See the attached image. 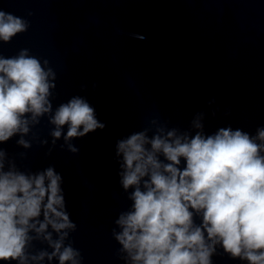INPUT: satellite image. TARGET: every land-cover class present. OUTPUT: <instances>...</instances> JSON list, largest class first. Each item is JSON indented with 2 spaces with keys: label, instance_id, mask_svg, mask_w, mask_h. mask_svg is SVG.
I'll return each mask as SVG.
<instances>
[{
  "label": "clouds",
  "instance_id": "9594fccd",
  "mask_svg": "<svg viewBox=\"0 0 264 264\" xmlns=\"http://www.w3.org/2000/svg\"><path fill=\"white\" fill-rule=\"evenodd\" d=\"M28 27L26 20L0 10V41L8 43ZM48 64L28 49L0 55V144L19 134L17 143L29 148L23 139L29 125L52 113L56 74ZM50 123L56 126L53 144L64 126L65 141L105 127L80 97L61 103ZM195 128L202 125L196 122ZM150 131L134 132L116 145L120 183L131 205L119 213L114 221L119 231L114 228L112 235L125 264H213L217 245L232 259L264 264V128L255 136L231 127L212 135H178L162 126ZM69 150L78 151L71 144ZM6 157L0 148V262L55 258L59 264H81L80 251L64 243L66 230L74 231L76 224L64 210L61 175L53 167L36 174L17 170L14 162L6 167ZM41 236L52 251L28 253L30 242Z\"/></svg>",
  "mask_w": 264,
  "mask_h": 264
}]
</instances>
